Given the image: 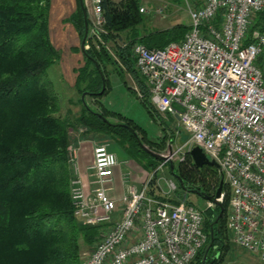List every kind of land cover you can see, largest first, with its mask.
<instances>
[{
	"label": "built area",
	"instance_id": "1",
	"mask_svg": "<svg viewBox=\"0 0 264 264\" xmlns=\"http://www.w3.org/2000/svg\"><path fill=\"white\" fill-rule=\"evenodd\" d=\"M104 1L83 0L90 22L87 39L104 46L119 64L117 49H131L150 93V123L169 137L166 150L179 139L176 153L184 156L178 163L195 147L217 163L231 190V242L264 264V32L256 25L264 0H184L190 18L184 39L154 49L139 41H104ZM140 13L163 17L165 8L151 12L141 3ZM85 44L89 50L90 43ZM131 89L142 101L141 91ZM110 145L93 141L86 180L79 148L74 143L69 148L75 216L100 230L95 244L81 252L82 264H192L208 241L204 211L186 201L173 204L150 196L153 174L138 187L131 172H123L125 190L117 196L115 172L125 162ZM161 155L166 161L157 171L172 164L170 156ZM165 181L168 190L157 180L158 191L171 197L178 186ZM224 198L222 193L218 203ZM216 206L207 203V209Z\"/></svg>",
	"mask_w": 264,
	"mask_h": 264
},
{
	"label": "trees",
	"instance_id": "2",
	"mask_svg": "<svg viewBox=\"0 0 264 264\" xmlns=\"http://www.w3.org/2000/svg\"><path fill=\"white\" fill-rule=\"evenodd\" d=\"M140 6L139 0H105L108 35L104 41H139L154 49L184 39L189 25L141 33L145 20ZM51 7L52 0H0V264H82V247L95 244L99 227L86 225L75 216L71 194L75 176L69 163V148L80 129L85 130L80 137L110 140L148 174H153L150 196L179 204L186 201L187 193H193L208 203L222 181L214 167H207V178L188 153L184 162L173 164V172L170 168L172 175L180 179L178 196L159 193L157 169L163 162L143 146L161 155L169 137L155 139L133 119L110 111L102 102L111 91L112 71L128 72L136 79L144 96L141 102L152 117L150 93L135 68L130 48L117 49L124 70L104 46L86 39L91 47L81 49L83 65L75 71V90L83 110L78 115H60L62 105L47 78L48 70L61 60L50 35ZM70 22L82 44L85 20L80 0ZM256 23L264 32V11ZM88 24L90 30L89 20ZM110 66L114 70H109ZM87 97L100 106H88ZM222 193L225 198L221 207L204 211L208 241L192 264H203L205 260L206 264H222L230 249L227 222L231 190L226 183ZM186 203L195 206L192 201ZM222 209L223 216L217 221Z\"/></svg>",
	"mask_w": 264,
	"mask_h": 264
},
{
	"label": "rangeland",
	"instance_id": "3",
	"mask_svg": "<svg viewBox=\"0 0 264 264\" xmlns=\"http://www.w3.org/2000/svg\"><path fill=\"white\" fill-rule=\"evenodd\" d=\"M139 1L145 6H147L148 9L151 10V12H153L156 7L165 8V14L163 17L144 15L145 24L144 26L140 27L141 33L163 31V30L171 29L176 25L190 24V18L187 10L185 9L184 0H139ZM73 2L77 7L76 0H73ZM60 3L63 2L60 1ZM56 12L57 13L59 12V14L63 16V14H65L66 12V7L58 4L57 10H55L54 13ZM50 19H51V14H50ZM54 19H56V16L51 20ZM66 23H71L70 18H67ZM132 36H136V35L132 34ZM120 41H124V39H120ZM65 43L66 42L64 41V48L60 50L61 60L59 61V63L52 66L48 70L47 78L52 83L54 92L57 94L61 105L67 106V102L69 99L77 103L78 100H81V97L77 93V91L69 85L68 73H64L65 72L64 65L69 57V51H70L67 48V44ZM78 47H79V51L74 49L75 54L76 52H81L82 49L81 44H78ZM119 65L122 66V64ZM108 69L112 71L114 70V66H110ZM123 69L125 70L124 67ZM113 73L114 72L112 71V75H111L112 78L110 77L111 85H114L113 92L111 93L110 97L107 96L104 99H102L103 105L109 108L111 111L114 110L116 112L122 113L124 116H129L131 119L134 120V122L138 126L146 129L155 139L163 138L164 136L161 133L162 128L150 123L148 113L145 107L143 106L142 102L138 100L136 94L130 91L125 85L126 83L130 87V89L133 88L135 90L137 88L140 90L136 79L128 72L126 74L122 71L116 72L114 74ZM86 101L88 106L92 108L97 104L90 97H87ZM97 106L100 105L97 104ZM97 106L95 108H97ZM60 115L66 116L65 111L63 110L62 112H60ZM89 140L90 141L95 140L98 144L101 143L111 144L110 140L103 138H91ZM179 142L180 140L178 139L175 143L172 144V146L169 149L170 151L167 149L164 150L163 152V155L170 156V158H172L171 159L172 164L174 165H177L180 159L184 156L181 153H176L177 147L180 145ZM91 145H90L91 149L88 150V158L90 163L93 159V151H92L93 146ZM110 147L113 152H115L117 155L119 153V155L122 158L127 157L115 145L111 144ZM133 165L135 164L133 163ZM207 167L209 168V166H204L199 170H201L202 173L206 175L208 178L209 174H207ZM157 180L160 181V184L165 191L168 190L165 180H169V181L172 180L177 184V186L179 184L178 180L172 175L169 164L165 165V167L159 171L157 175ZM182 192L184 191L182 190ZM179 193L180 192L177 190V192L172 196L176 197V195L178 196ZM186 196H187V198H185L186 201L189 200L194 202L197 208H200L203 211L207 209L206 199L201 198L200 196H197L196 194L193 193H187ZM88 249L89 248L84 245L82 247L81 252L86 251ZM215 254H216V258H219L220 253L218 250L215 251ZM222 264H261V262L258 256H256L255 254L249 253L235 246L234 244H231L230 249L224 256V262Z\"/></svg>",
	"mask_w": 264,
	"mask_h": 264
},
{
	"label": "crops",
	"instance_id": "4",
	"mask_svg": "<svg viewBox=\"0 0 264 264\" xmlns=\"http://www.w3.org/2000/svg\"><path fill=\"white\" fill-rule=\"evenodd\" d=\"M60 1H62L63 3H60ZM76 3H77V0H76ZM58 4L66 7V12H65V14H63V16L60 15L59 12L54 13V11L57 10ZM76 10H77V7L74 4L73 0H52L51 19H53L55 16H56V19H54V20L50 19V35H51L52 42H53L54 46L57 48V50L60 51L62 48H64V41L66 42L65 44H67V48L70 50L69 51V57L66 60V63L64 65L65 66L64 67V70H65L64 73H68L69 85L73 89H75V84H76L75 71L80 66L83 65V60H84L81 52H76V54L74 52V49L79 51L78 44H81L78 33H77V31H76V29L72 23H66L67 18H71V16L76 12ZM126 87L128 88L129 86H126ZM113 88H114V85H111V91H110V94L108 95L109 97H110L111 93L113 92ZM80 103H81L80 100H78V102L76 103V102L69 99L67 102V106L66 105L61 106L60 112H62L64 110L65 114L67 116L68 115H78L83 110L82 103H81V105H80ZM112 112L119 113V112H116L114 110ZM119 114H122V113H119ZM125 117L130 118L129 116H125ZM76 137L77 138L74 141V144H76L77 147L79 148L80 173H81L83 179L86 180V177H87V172H86L87 170L86 169L90 163L89 158H88V150L91 149V147H90L91 144H92L91 146H93V140L90 141L89 138H87L88 139L87 140L86 138L79 137L77 135H76ZM78 143H80V147L78 146ZM92 151H93V149H92ZM119 156L120 155L118 153V157ZM119 159L121 161L125 162V165L119 167L115 172V185L117 188V191H116L117 196L125 190V185H123V182H122V173L123 172L130 171L131 172V177H130L131 183L135 184L138 187H141L144 180L148 176V172L143 170L141 166H139L135 161H133L129 157H123L122 158L120 156ZM133 163L135 165H133Z\"/></svg>",
	"mask_w": 264,
	"mask_h": 264
},
{
	"label": "water",
	"instance_id": "5",
	"mask_svg": "<svg viewBox=\"0 0 264 264\" xmlns=\"http://www.w3.org/2000/svg\"><path fill=\"white\" fill-rule=\"evenodd\" d=\"M80 7H81V10L83 12V17H84V20H85V38L83 39L82 41V44H81V47H82V50L84 51L85 50V43H86V39L88 37V34H89V24H88V16H87V12H86V9L84 7V4H83V0H80ZM104 90H105V87L103 88V90L100 92V95H102L104 93ZM86 96V94L84 95V97ZM106 120V119H105ZM108 122V120H106ZM136 135V134H135ZM137 136V135H136ZM142 145V143H141ZM143 146V145H142ZM143 148L148 151L149 153H151L154 157H156V159L162 161V162H165L166 161V158L163 157L162 155H156L152 152H150L146 147L143 146ZM190 156L193 160V163L194 165L197 167V168H203L204 166H209V167H214V168H217L218 165L215 161L213 160H210L206 154L202 151L201 148L199 147H195L193 148L191 151H190ZM170 168L173 172L174 170V166L173 164H170ZM179 182H180V179L177 177V176H174ZM223 185H224V181H221V185L214 197V199L212 200V202H214L217 206L221 207V204L218 203L217 199L221 197L222 195V188H223ZM223 209L221 210V213L217 219V221H219L220 218H222L223 216ZM203 264H206V260L203 262Z\"/></svg>",
	"mask_w": 264,
	"mask_h": 264
}]
</instances>
